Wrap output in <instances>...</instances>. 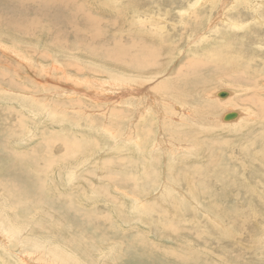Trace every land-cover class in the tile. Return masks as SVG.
I'll return each mask as SVG.
<instances>
[{"label": "rangeland", "instance_id": "374dc122", "mask_svg": "<svg viewBox=\"0 0 264 264\" xmlns=\"http://www.w3.org/2000/svg\"><path fill=\"white\" fill-rule=\"evenodd\" d=\"M188 1L0 0V264H264V161L251 164L246 155V135H264V103L259 119L248 106L264 102L257 88L264 92V0L249 7L217 0L214 12L212 5L199 11L203 25L190 20L192 9L182 18ZM129 38L149 46L167 39L152 70L110 57L116 40L132 44ZM190 63L199 77L185 85L187 107L176 105L177 121L208 107L197 97L202 90L222 100L246 96L245 106L221 112L245 119L233 133L185 127L171 164L169 154L148 153L154 140L175 139L154 99L168 85L180 89L173 76ZM144 71L160 75L144 82ZM123 76L137 82L120 101L115 83ZM223 115L220 125L239 119ZM187 142L201 149L199 158ZM197 164L210 173L222 164L229 182L202 201L176 179ZM10 222L23 230L18 240H9Z\"/></svg>", "mask_w": 264, "mask_h": 264}, {"label": "bare ground", "instance_id": "6f19581e", "mask_svg": "<svg viewBox=\"0 0 264 264\" xmlns=\"http://www.w3.org/2000/svg\"><path fill=\"white\" fill-rule=\"evenodd\" d=\"M35 1H38V0H35ZM189 0L187 2L188 6L186 8H184L182 11H181V14H183L182 18L185 19V17L188 15V11L189 10H193L195 11L194 15H190V20L192 22H194L195 25H203L204 23H202L200 21V18L198 14H200V10H203L204 8L208 7V5H212L213 7V12L214 10L216 9V3H217V0H207L206 2H204L203 0H193L191 1ZM225 2V1H224ZM236 3H241V4H245L246 6H250L251 4V0H237ZM264 3V2H263ZM219 4V2H218ZM226 4V3H224ZM230 4V3H229ZM232 4V3H231ZM222 5V4H221ZM220 5V6H221ZM218 7V6H217ZM223 7V5L221 6ZM225 7V6H224ZM238 7V6H237ZM208 9V8H207ZM225 9V8H224ZM236 9V8H235ZM244 10V8H242ZM248 9V8H247ZM246 9V10H247ZM222 10V8L220 9ZM233 11V10H231ZM237 11V10H235ZM136 12V11H135ZM199 12V13H198ZM217 12V11H215ZM221 12V11H220ZM224 12V11H223ZM247 12V11H246ZM262 12V10H261ZM208 13V12H207ZM227 13V17L228 15L231 13L229 12H226ZM229 13V14H228ZM252 13V12H251ZM216 14V13H215ZM232 14V13H231ZM238 14V13H237ZM260 13H258L259 15ZM224 15V16H225ZM250 15V14H249ZM252 15V14H251ZM257 15V14H256ZM257 15V17H258ZM264 15V14H263ZM262 15V16H263ZM212 16V15H211ZM225 16V17H226ZM261 16V15H260ZM239 17V16H238ZM244 17V16H243ZM254 17V16H253ZM256 17V16H255ZM211 18V17H210ZM231 18V17H230ZM262 20H264L263 18L264 17H261ZM149 24L150 26H157L159 27V24L158 25H155V21L153 20L152 17H149ZM204 19V17L202 18V20ZM206 19V17H205ZM215 19V18H214ZM218 19V18H216ZM228 19V18H227ZM239 19V18H238ZM245 20V17L242 18ZM19 20V19H18ZM207 20V19H206ZM250 20V19H249ZM23 21V20H22ZM160 21V20H158ZM145 22V21H144ZM162 22V21H160ZM215 22V21H214ZM213 22V23H214ZM223 22V21H222ZM238 22H241L240 20ZM218 23V22H217ZM229 23V22H228ZM235 23V22H234ZM161 24V23H160ZM208 24V23H207ZM210 24V23H209ZM224 24V23H223ZM237 24V23H236ZM238 24H241V23H238ZM191 27H185V31H191L193 29L192 24H190ZM216 25V24H215ZM264 25V23H263ZM237 26V25H236ZM211 28V27H210ZM213 29V27L211 28ZM164 30V29H163ZM262 30V29H261ZM260 30V31H261ZM264 30V29H263ZM262 30V31H263ZM95 32V31H94ZM247 32V31H246ZM187 33V32H186ZM161 34H165L164 31L161 32ZM183 34V33H182ZM185 34V33H184ZM97 35H100V34H97ZM191 36V35H190ZM261 36V35H260ZM100 37V36H99ZM203 36H199L197 37L196 39L197 40H200ZM252 37V36H251ZM142 38V37H141ZM253 38V37H252ZM94 40V39H92ZM128 40H131L133 43L132 44H129V42L126 40H123V39H117V44L116 42L114 44H116L115 46V54L110 57H113L118 63H121L123 62V64H125L124 62L125 61H130L131 64H134V65H137L139 68H143V69H151L154 68L156 65H157V62H158V59L160 57H162V52L167 44V39L166 41H160L161 43H163L164 45H161V46H149V45H146L142 42H138V40L136 41V39L132 40V38H129ZM115 41V40H113ZM153 41V40H152ZM204 41V40H203ZM252 41V40H251ZM85 41H83L82 43H84ZM86 43V42H85ZM96 43V42H95ZM250 43V42H249ZM253 43V42H252ZM99 44V43H97ZM101 44V42H100ZM105 44V43H103ZM108 45V43L106 44ZM95 46V44H94ZM103 46V45H102ZM99 47V46H98ZM108 48V47H107ZM100 53V52H99ZM104 55V54H103ZM246 55V54H245ZM255 56V55H253ZM256 59V58H255ZM255 59H252L253 61H255ZM251 60V59H250ZM236 61H242L240 62L241 65H245V62L246 59H244V57H238ZM259 61V60H258ZM250 62V61H249ZM249 62H247L249 64ZM257 62V61H256ZM160 63V62H159ZM254 63V62H253ZM258 63V62H257ZM122 64V63H121ZM120 64V65H121ZM260 64V63H259ZM231 65L233 67L236 68V70L239 69L240 65H237L236 66V63H231ZM250 65V64H249ZM261 65V64H260ZM264 65V63H263ZM262 65V66H263ZM128 66V65H127ZM252 66H255V65H252ZM129 67V66H128ZM248 67V66H247ZM258 67V66H256ZM264 67V66H263ZM130 69V68H129ZM156 69V68H155ZM200 69V67L196 64H188L187 66L185 67H182L180 68V70H178V72L176 73V75L173 76V78L175 79H178L179 81V84L180 85V89L178 88H174V84L171 85V87L168 85L167 86V89L169 90V93H165L164 96L157 90V94L158 96L154 99V101H157L160 106H161V109H159L160 111V114H161V110L164 109V107L166 108V115L163 116V115H160V119H161V122L162 121H166V123H169V125L171 126L174 134H175V139L173 138H169V141L174 145L172 144H169L168 141H162L160 144L159 143H156L155 140H154V143H151L149 145V156H152L153 157V153L157 152V151H160L161 153H163L164 155H167L169 154L170 155V160H171V164L174 163L175 164V156H177L175 153L178 152V148L180 149V147L182 146V144L184 142H181L179 141L178 139L182 136V135H185V127H189V125L192 126V128L198 132L201 131V128H203V131L206 132V133H213L215 131V128L216 127H219L221 126L222 128H228L230 130V133H233L235 132V129H236V126L237 125H240V123H242V121L245 119V117H243L241 114V116L239 117V115H237V117L235 119H238V121L236 122H231V123H227V124H230V125H225V123L221 124L219 123V121L222 120V114L221 112L224 111V109H226L227 107H231V106H237V105H240L239 107H243L245 106V97L246 96H242V97H239V99H233V97L227 99V100H222V99H219L218 96H216V94H213L211 98L208 97L207 95V92L203 91L200 93L198 91L197 93V97L199 98V101L202 102L203 105H207L208 107L206 106H198V110L196 111L195 115L194 116H191L189 114H185V116L187 117L186 121H182V122H179L177 121V117H176V105H179L180 108H184L187 107V102L185 101L186 100V92H185V85L188 84L189 80H191L193 77L194 78H198V70ZM255 69V68H254ZM258 69V68H257ZM133 70V69H132ZM135 70V69H134ZM245 70V68H244ZM252 70V69H251ZM261 70H263V68L261 67ZM137 71V70H135ZM143 71V70H142ZM259 71V70H258ZM138 72V71H137ZM260 73L262 74H258V75H263V72L260 71ZM157 75H160L159 73H157L156 75H150V73L147 71V72H143L142 76H141V79L144 81V82H151L153 80H155L156 76ZM123 81L119 82V83H115V86L116 85H119V89L121 88L120 92H119V89H118V92L117 95V99L120 100V101H123L125 99V97L128 95L127 93L130 92V89L128 88V86L134 84L137 82V80L133 79V78H130V77H124L122 78ZM197 80V79H196ZM196 80L194 81L195 84L197 83ZM193 82V81H192ZM193 82V84H194ZM229 84V83H228ZM264 84V83H263ZM190 85V84H189ZM231 85V84H230ZM122 86V87H120ZM227 86V85H226ZM255 86V85H254ZM258 86V85H257ZM118 87V86H117ZM189 87V86H188ZM229 87V86H228ZM233 87L230 86V88ZM186 90L187 89V85H186ZM191 88V86H190ZM256 88V87H255ZM259 92H261L262 94L264 93L262 88H259L257 87ZM108 89V88H107ZM127 89V92H124L122 90H126ZM129 89V90H128ZM145 89V88H144ZM148 90V89H147ZM192 90V89H191ZM112 91V90H110ZM122 91V92H121ZM145 91V90H144ZM220 91V90H219ZM141 90L137 89V90H134L130 95H140L141 93ZM189 92V91H188ZM218 92V91H217ZM235 92V91H234ZM120 93H124V95L122 96V94ZM188 94V93H187ZM190 94V93H189ZM152 95V94H151ZM219 95V93H218ZM228 95V93H227ZM151 97V96H149ZM220 97V96H219ZM227 97V96H226ZM225 97V98H226ZM143 98V97H142ZM154 98V97H153ZM250 98V96H249ZM259 98V97H258ZM262 98V97H261ZM260 98V99H261ZM251 99V98H250ZM169 100V101H168ZM247 100V99H246ZM259 100V99H258ZM257 100V101H258ZM110 101V100H109ZM153 100H151L152 102ZM150 102V103H151ZM250 102V101H249ZM253 100L251 99V103H249V110L253 111V115L259 119V108H260V104H263L264 102L262 103H253ZM166 103V105H165ZM237 104V105H236ZM139 105V104H138ZM211 105V107H209ZM243 105V106H242ZM159 106V107H160ZM263 106V105H262ZM138 107V106H137ZM191 110H193L192 106L190 105L189 106ZM234 108V107H233ZM262 109L264 107H261ZM236 109V108H235ZM141 110V109H140ZM187 110V109H186ZM231 111V110H230ZM193 112V111H192ZM191 112V113H192ZM163 113V112H162ZM190 113V112H189ZM230 113H234V112H229V113H225L223 116L225 117V115L227 114H230ZM138 114V113H137ZM158 114V113H157ZM235 114V113H234ZM239 114V113H238ZM118 116V120L119 119H123L122 118V115L120 113H116V117ZM249 116V115H247ZM223 117V119H224ZM146 118V117H145ZM233 119V120H235ZM148 120V119H147ZM150 121V120H149ZM232 121V120H231ZM122 122V121H121ZM236 123V124H235ZM153 124V123H152ZM254 124H255V121H254ZM264 125V124H263ZM261 125V128L262 126ZM149 126H150V123H149ZM155 126V125H154ZM159 126V125H158ZM259 126V125H258ZM137 127V126H136ZM135 127V129L137 130V128ZM182 127V128H181ZM260 127V126H259ZM264 127V126H263ZM140 128V127H139ZM145 128V127H144ZM147 128V127H146ZM145 128V129H146ZM149 128V127H148ZM160 128V127H159ZM190 129V132L193 131V129ZM153 129V128H152ZM152 129H147L146 130V133H147V136H154V133H152ZM264 129V128H263ZM259 131V129L257 130ZM261 131V130H260ZM263 131V130H262ZM261 131V132H262ZM160 132V131H159ZM163 132V130H162ZM249 132V131H247ZM253 132V131H251ZM250 132V133H251ZM189 133V132H188ZM254 133V132H253ZM257 133V132H255ZM264 133V131L262 132ZM132 134V133H131ZM252 134V133H251ZM156 135V134H155ZM255 135V134H254ZM143 136V135H142ZM163 133L159 135V140H162L163 139ZM253 136V135H252ZM250 136V137H252ZM132 137H133V134H132ZM144 137V136H143ZM239 137H242L244 138L245 140V134H242L241 136ZM137 146H141V144L143 143V138L140 137L139 135L137 136ZM145 138V137H144ZM246 139L248 141V144H247V148H246V155H247V158H248V161L249 163L253 164L255 162H259V161H264V135L263 134H256L253 138H247V135H246ZM145 141V140H144ZM189 143L187 146H191L190 148H188L191 152L190 155H194L195 154V157L199 158L198 155H199V151L201 150L200 148H198L197 146H194L191 142H187ZM259 143H260V146H259ZM136 146V145H135ZM164 151V152H163ZM148 156V157H149ZM155 156V155H154ZM150 159V158H149ZM202 159H205V156L203 155L202 156ZM161 160V159H160ZM126 164V163H125ZM222 165V164H221ZM221 165H218L214 172L213 173H210L209 172V167H205V166H202L200 164H197V166H195L194 168L192 169H187L185 171H183V177L181 179H179V177L177 176L176 179L180 182H188V184L186 183L187 187H188V193L190 194L189 195V198L191 197L193 200L195 201H202L206 198H210V197H213V194H214V190L216 188H222L226 186L227 183V176H225L224 174V171H226V169H220ZM245 165V164H243ZM186 166V165H185ZM225 166V165H224ZM189 167V165L187 166ZM170 168V167H168ZM245 168V167H244ZM231 172H235L234 170L228 168ZM147 171V170H146ZM229 171V172H230ZM236 173V172H235ZM230 173H228L229 175ZM237 174V173H236ZM231 175V174H230ZM181 177V176H180ZM130 178V177H129ZM198 181H200L201 183L198 184ZM214 181V182H213ZM235 180H232L230 182H234ZM129 182V181H128ZM172 182H168L167 185L171 184ZM185 186V184H182ZM162 198L166 199V200H169L171 199L172 200V195L168 194L167 192H163L162 195H161ZM10 229L11 231H9V235H11L12 237L9 239H14V236L19 233V234H22L23 233V230L20 229L16 223L15 225L13 224V222H10ZM7 234H5L6 236ZM8 237V236H7ZM6 237V238H7ZM22 237V236H21ZM17 238H15L14 240H16ZM18 240V239H17ZM23 241V239H22Z\"/></svg>", "mask_w": 264, "mask_h": 264}, {"label": "water", "instance_id": "95a60500", "mask_svg": "<svg viewBox=\"0 0 264 264\" xmlns=\"http://www.w3.org/2000/svg\"><path fill=\"white\" fill-rule=\"evenodd\" d=\"M219 96L221 98H225L227 96V93L226 92H221V93H219ZM236 117H237V114L230 113V114L225 115L224 120L225 121H230V120L235 119Z\"/></svg>", "mask_w": 264, "mask_h": 264}]
</instances>
